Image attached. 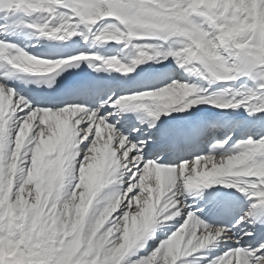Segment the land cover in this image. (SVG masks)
I'll return each instance as SVG.
<instances>
[{
    "label": "clouds",
    "instance_id": "1",
    "mask_svg": "<svg viewBox=\"0 0 264 264\" xmlns=\"http://www.w3.org/2000/svg\"><path fill=\"white\" fill-rule=\"evenodd\" d=\"M111 2L120 3L121 0ZM258 2L259 9L256 8L257 0H139L132 22L119 15L115 16L121 24L127 25V33L120 27L109 24L100 30L96 39L123 42L125 47L134 40L162 41L159 45H133L135 59L132 64L139 65L145 61L172 57L185 72L202 77L207 74L215 80H228L233 78L231 73L234 71V67L229 66L230 58L234 57L241 64L250 59L264 62V0ZM81 15H87V23L95 25L115 14L100 11ZM202 22H207L208 29L203 27ZM62 27L67 32L71 25ZM55 31L59 32V29ZM137 60L140 62L137 63ZM111 61L109 67L117 72L127 74L134 70L117 58H111ZM52 63L32 55H24L18 57L12 67L23 74L43 76L52 71ZM195 89V86L174 80L158 90L120 99L128 101L133 108H138L136 101H148L151 103L146 106L151 110L170 112L185 104L198 105L197 100L208 101V97L197 98L194 95ZM235 99V96L226 99L225 93L221 92L212 97V103L231 106ZM56 126L58 132L51 133L53 138L46 141L43 133L38 134L40 139L33 138L35 144L31 149V165L26 176L20 177L16 202L9 205L7 212L0 211V260L9 259L16 264H49L56 254L63 253L66 249L75 252L85 245L92 248L101 229L120 208L122 201L119 199V185L114 179L115 164L110 161L105 149L97 148L93 151L90 148L84 159L79 161L77 168L80 153L77 151L79 144L75 142L74 133L59 122ZM5 130L4 125L0 124V138ZM30 134L31 125L25 122L15 140V154L21 151ZM223 143L226 144L227 141ZM246 143L251 148L257 146L251 140ZM258 143L264 147V143ZM244 144L245 142H238L241 150L236 154H230L231 151H218L223 148V144H215L212 151L218 152L217 155L199 156L192 160L193 168L187 177L188 182L211 184L214 180L225 181L252 174V169L245 167L249 154L244 151ZM89 153L101 155L90 157ZM201 162L203 167H200ZM157 168L160 169L157 173V186L147 189L143 207L137 204L138 212L132 214L133 202L130 201L128 211L119 218L125 226L120 237L121 243L115 249L118 253L125 252L144 239L168 210L167 204L160 207V201L166 195V177L170 169L162 165H157ZM113 185L116 187L103 200L97 199L102 190ZM26 186H31L29 197L35 191V203L23 198ZM81 189L83 191L79 196V203L76 204L77 192ZM179 194H184L183 189ZM6 199L8 197L4 195V185L0 178V205ZM6 217L7 236L3 235L6 230ZM171 218L164 217L165 220ZM182 230L183 226L172 233L167 241L173 259L180 252V242L184 239ZM116 232H120V225L114 222L112 227L99 236V240L106 244L108 238ZM57 264L60 262L57 261Z\"/></svg>",
    "mask_w": 264,
    "mask_h": 264
},
{
    "label": "snow or ice",
    "instance_id": "2",
    "mask_svg": "<svg viewBox=\"0 0 264 264\" xmlns=\"http://www.w3.org/2000/svg\"><path fill=\"white\" fill-rule=\"evenodd\" d=\"M139 7V0H121L120 3L111 2V0H24L22 4L18 7L15 5L14 0H0V12H23L28 14H42L46 16V19L35 25H29L34 27L35 30L41 35L48 37L50 39L66 40L71 37H75L81 34V27L83 26L88 31H95V39L100 34V30L105 26L101 22L112 18L119 22L122 26V30L127 33L128 27L126 24H121L119 20L115 18L116 15L121 16L128 22L134 20L136 11ZM59 9H68L70 14L62 15ZM112 12L115 15L107 16L105 19L100 20L99 23L92 25L87 23V15H81L82 13H97V12ZM203 27L208 29L207 22H202ZM45 25H47L45 27ZM62 25H71L70 28L65 32V28ZM100 26L99 30H96V26ZM43 29V31H40ZM59 29V32L55 30ZM69 33H72L69 35ZM54 34V35H53ZM63 37V38H61ZM97 40V39H96ZM103 41V40H98ZM11 46L0 42V59H5L6 62L11 66L16 62L18 57L29 55L26 52L16 49L15 54H10L8 52ZM98 59L95 56L80 54L69 59H58L52 61V71L50 73H56L57 70L62 69L64 66L73 65L74 62L89 61ZM46 60V59H44ZM229 66L234 67V71L231 73L232 79L228 80H215V81H235L242 75L260 77L264 79V62L256 59H250L247 63H239L234 57L229 59ZM137 63L140 61L137 60ZM106 65L112 63L111 59L103 61ZM17 70V69H15ZM207 75V74H206ZM210 77V76H207ZM212 78V77H210ZM213 79V78H212ZM211 82V81H210ZM4 95L3 104V120L6 122V127L8 131V146L6 155L11 156V153L15 147V139L17 134L20 132L22 125L27 122L31 125V134L27 137V141H32L35 137L40 139L38 135L43 133V137L48 134L51 128L57 125L59 122L62 126L69 127L74 133V139L77 144H79L80 155L77 160V168H79V161L84 159V155L91 148L93 151L97 149L99 144L104 145L106 154L108 155L110 161L114 162L116 171L115 176L117 178L118 185L126 184L127 187H119V197L122 199V203L119 208V215H116L113 220H109L108 224L101 229L99 236L103 235L109 227H112L113 223H119V218L123 217L124 212L128 210L129 202H133V209H135V201L145 199L146 192L142 190L145 188H155L157 186V173L160 169L157 168L159 163L144 160V151L142 149L151 147L145 141L143 144L139 141H133L125 136L119 130H116L114 126H110L108 120L112 113L108 115H101L100 108L104 105L94 110H85L83 107H64L61 110H41L39 108L33 109L32 105L24 98L19 96L14 92V90L8 88L4 84H0ZM261 89H264V84H261ZM197 92V88L195 89ZM149 92V91H145ZM154 95H163V93H153ZM130 96V95H126ZM235 96V95H234ZM124 97V96H123ZM236 97V96H235ZM212 97H208V101L197 100L198 104L208 103ZM257 99L260 102L259 108L255 105H251L254 111H264V90L259 92H249L243 99L242 103H237V100L232 101L231 106H226L223 103H214L216 107L219 108H239L242 104L248 102L249 100ZM148 101H136L138 108H142L144 112L150 117L158 119L162 113L169 112L164 110L162 113L158 111H152L146 105ZM107 103V102H106ZM119 106L121 109L131 106L126 100L117 99L112 107ZM191 104H185L179 107L178 110L183 112L188 108H191ZM143 122V121H142ZM15 124V135L11 134L10 125ZM149 127L154 128V122H149ZM139 131V129H136ZM251 140L255 148L247 145V141ZM25 141L26 148L25 151H29L28 161L22 164L23 172L21 175L27 174V170L31 165V148L34 147L33 144H29ZM244 151L248 152V160L245 165L246 168L252 169V174L244 175L239 178H234L230 180H225L227 187L237 188L242 193L248 197H255L259 201V205L253 202L248 210L240 219L237 221V225L245 223L249 217H255L257 215L258 208H264V147L259 146V143H264L262 138L259 140H254L249 138L245 141ZM83 145V147H81ZM235 151H231L230 154H236L241 149L237 145ZM82 157V159H80ZM211 157L209 156V161ZM185 162H187L185 164ZM179 165L172 167L168 166L170 171L166 177V183L168 185L166 190V195L160 201V207L163 208L164 205H168V210L164 212V216L160 217V222L157 225L163 226L164 223L172 221L177 217L183 219L182 235L184 239L180 242V252L175 255L173 259V254L169 252L168 238L162 241L154 250L151 251L146 257H137L135 260L128 259L130 254L137 245L142 246V241H144L149 234L157 226H153L151 231L140 240L138 243L134 244L130 249L125 252L118 253L115 251L118 244H120L121 232H116L115 235L108 238V242L104 245L102 249L94 250L88 248L87 245L81 248L78 252L75 251V255H72L73 251L65 250L63 253L56 254L49 264H77V261H81L84 257L87 258V264H177L181 261L182 257H189L194 253H199L205 250L209 246L218 244L221 241L232 240V234L229 229L224 227H213L205 224L200 219L197 218L196 214L189 209V206L182 200L181 197L185 195L187 190L193 188L207 187L211 184H217L221 181L214 180L211 184L209 183H192L188 182L187 177L193 168L192 161H185ZM185 164L184 167H181ZM200 167H203V162H201ZM20 184H17L19 188ZM74 186V185H73ZM183 189V195H180V190ZM101 193V192H100ZM99 193V194H100ZM15 198V190L13 194ZM175 206H172V205ZM117 213V212H115ZM175 214V215H174ZM164 217H172L171 219L165 220ZM187 221V224H185ZM7 223L4 221L5 232L3 235L7 236ZM181 226L178 229H181ZM177 231V230H176ZM175 231V232H176ZM245 235L251 236L252 232H246ZM239 243L238 241H234ZM247 253V259L245 255ZM258 257V258H257ZM238 259L242 264H264V244H261L259 248L253 249L249 252L241 247H236L230 249L223 256L216 258L209 262V264H237ZM0 264H16L15 261L9 259L0 260ZM183 264V262H181Z\"/></svg>",
    "mask_w": 264,
    "mask_h": 264
},
{
    "label": "bare ground",
    "instance_id": "3",
    "mask_svg": "<svg viewBox=\"0 0 264 264\" xmlns=\"http://www.w3.org/2000/svg\"><path fill=\"white\" fill-rule=\"evenodd\" d=\"M14 2H15V5L18 7L20 4L24 2V0H14ZM59 12L62 15L70 14L68 9H59ZM4 19L5 21H3ZM45 19H46V16L42 14L25 15L24 13H21V12H15V13L7 12L6 14L0 17V39H2L0 41L4 40L5 44L11 46L8 50L10 54H15V50L20 49L26 52V54L32 55L36 58L46 59L49 61H55L58 59H69L70 57H73L76 55L85 54V55L95 56L99 60H102V61H105L111 58H117L122 63H126L129 67H132L134 69L131 72L132 75L142 74L145 71H147V73L159 72V75L156 77V80L153 85L144 86L140 89L130 91L129 93H126L125 91L120 90L114 96L113 95L109 96L108 94H110V92H107L106 95L100 99L99 104H98V107H100V105H104V107L100 108L101 115H103V113H105L106 111L108 113L105 115L112 113V115L110 116L108 120V123L110 124V126H114L116 130H119L121 133H123L125 136H128L129 139L133 141L139 140L142 144L145 141H147V144L151 145V147L145 146V148L142 149V151H144V157H143L144 160L159 163L162 166L175 167L182 162L192 161L193 159L199 156H206L210 154L217 155L218 152L214 153L212 151L213 146L217 143L223 144V148L218 151H235V150H238L237 149L238 142L245 141L249 138H252L254 140H259L261 138H264V111H254L252 107H250L251 105L246 104V103L242 104L239 108H236V109L219 108V107H216L214 103H212L211 99L209 100L208 103L193 105L191 108H188L183 112L172 110L167 113H162L158 119L148 116V114L144 112L142 108H138L139 123L135 126H132L131 128L130 125L133 122V119L127 120L126 116L119 117L118 116L119 106L112 107V104L115 103V100L123 96L138 94V93L145 92V91H155L161 87L166 86L167 84H170L174 80L181 82V83H187L189 85L195 86L198 89L200 88L201 89L200 92L194 93V95L197 98L215 97L219 93L224 92L225 98L230 99L231 97L228 93L229 90L228 91L226 90L225 85L224 86L209 85V82L204 81L203 78H201L199 74H191V73L185 72L183 69H180L178 67L175 59L172 57H169L166 60L160 59V60L149 61V67L146 70H143L138 65L132 64V60L135 59V49L133 45L141 44V43H153V44L159 45V44H162V42L160 41L153 42L151 40H146V41H135L134 40V41H131L127 47H125V43L123 42L117 43L115 41H107V42L98 41L95 39V31L90 32L87 29H85L83 26L81 27V34L75 37H71L66 40L50 39L48 37L41 36L35 30L34 27L25 28L22 22V21H26L29 25H35L37 23L43 22ZM14 20H20V22L17 23L12 28L5 27L6 24L11 23ZM101 23L104 25L113 24L122 29V26L119 25V22L113 20L112 18H109L108 20L103 21ZM99 27H100L99 25L96 26L97 31L99 30ZM47 43H50V45H53L54 47H62L65 50L71 49L72 52L69 55L62 54V55H58L56 57L51 58L49 57L48 54L44 53ZM38 50H40V53H37ZM6 59H7V56L5 57V59H0V70H1L0 84H4L7 86L6 78L9 75L17 74L18 70L12 69L11 66L7 64ZM115 72L117 76L124 75V73L122 72H117V71ZM27 75H30V74H27ZM14 92L18 94L19 96L24 97L32 105L33 109L39 108L41 110H45V109L53 110L52 108L47 107V106L36 105L33 102V100L30 99L28 96H25L24 94L20 92H16L15 90ZM82 94L83 93H80V96H76L74 100L68 105H66L65 107L79 106V107L85 108V110H89V109L94 110L95 107H92L86 104V101L88 99L82 97L81 96ZM2 99H4V95H3L2 90H0V123L4 124L5 129H6L5 132L7 134L6 136L3 134L2 142L5 143L6 146H8V131L6 127V122L2 121V117H3ZM92 103L95 104V102H92ZM147 103H151V102H147ZM253 103H256V102L254 101ZM258 103L256 104L258 105ZM255 107L259 108V106H255ZM61 109L62 108H59L58 110H61ZM154 110L155 109H152V111ZM53 111H56V110H53ZM221 120H224V123L219 125L220 129H219V133L217 134V135H222L221 137H216L212 139L209 136L204 135L202 139L199 141L198 145L192 148H188V149H182V148L177 147L175 149L165 150L162 148H156L157 143L160 140H163V134L165 132H169L170 130H179L188 121L199 122L200 125L203 126V125H210V124L213 125L214 123L219 122ZM150 121L154 122L155 124L154 128L149 127ZM230 124L233 125V129L230 130L228 134L226 132L222 133L221 129L223 128V126H228ZM136 129H139V131H136ZM10 130H11L12 136L14 137V134H15V124L14 123L10 125ZM50 130L52 131V128ZM126 130H128V132H126ZM208 135H210V133H208ZM47 137L48 135L44 136L43 139L46 140ZM25 141L23 145L25 144ZM224 141H227V143L224 144L223 143ZM27 142L29 144L34 143L32 141H27ZM25 148H26V144H25ZM13 151L15 152V149H13ZM23 153L25 152L23 151ZM28 157L29 155L26 156L25 160L23 159L22 164L28 161ZM12 160H11L12 161L11 167H13L14 162L18 160V154L14 153ZM21 162H19L18 164L19 166ZM9 172L13 173L14 170H11ZM13 176H14V173H13ZM13 176L11 174L7 181V186H8L7 189L9 192L7 194L8 199L6 200L8 204L6 205V207L4 206L5 204L3 205L4 206L3 208H5L3 212H7L9 204H15L16 199H17V194H18V192H16L17 190L15 191L16 192L15 198H13V193H14V189L16 185L15 184L16 180L14 179L16 176L14 178ZM216 185H218L219 187H222L225 190L234 191L235 193L242 195L243 199L249 200V201L244 207V209H242L241 212L237 214L238 217H236L235 219H233L235 216L232 214L231 216L227 218H220L219 216L218 218L215 219V221H212L211 215L213 213V208H210L209 206V204L211 203L210 193L205 189V187L193 188V189L187 190L185 192V195L181 197L182 200L189 206V209L193 211L196 214L197 218L200 219L202 222H204L207 225L213 226V227H224L231 231V234L233 237L232 240H228L226 242L221 241L218 244L213 245L212 249H208V250L206 249L205 255L203 256V258L204 260L207 259V261L209 262L212 261L213 258L214 259L219 258V256H221L223 252L227 253L230 249H234L236 247H241L251 252L253 249L259 248L261 244H264V236L256 234L254 227L251 225L248 219L245 221V223L237 225V221L240 219L241 216H243L246 212H248L251 204L255 202L259 205V201L255 197L246 196L244 193H242L237 188L227 187V184L224 181H221L220 183H217ZM121 186L124 188L127 185L121 184ZM29 187L30 186H26L27 191L23 193V198L28 200L30 203H35V199H34L35 191L33 190L32 196L29 197L28 196V191L30 189ZM256 218L259 220V222H264V208L257 209ZM217 219H221V222L216 223ZM5 220H7V217L5 218ZM182 222H183V219L180 217H177L172 221H168L169 224L166 225L165 230L160 231L158 233L156 232L154 234V237L151 239V241L158 240L164 234L166 235L172 234L173 231L176 229V227L182 224ZM246 232H252L253 235L251 236L245 235ZM234 241H238L239 243L237 244ZM78 251L79 250H76V252ZM246 256H247V253L245 255V258H247ZM200 259H198L199 262H200ZM82 262H83V259L81 261H77V264H80ZM209 262H207V264H209Z\"/></svg>",
    "mask_w": 264,
    "mask_h": 264
},
{
    "label": "rangeland",
    "instance_id": "4",
    "mask_svg": "<svg viewBox=\"0 0 264 264\" xmlns=\"http://www.w3.org/2000/svg\"><path fill=\"white\" fill-rule=\"evenodd\" d=\"M256 8L257 9H259V2H258V0H257V3H256ZM151 41H153V42H158V41H156V40H151ZM160 42H162V41H160ZM163 43V42H162ZM230 62V61H229ZM200 77L201 78H203V80L204 81H206V82H209V85H213V86H226V90L228 91V93H229V95H230V97H232V96H236V100L237 101H239V100H241V99H243V97L244 96H246L249 92H257V94L259 95V92L260 91H262V90H264V89H261L260 88V86H261V84H264V79H262V78H260V77H253V76H247V75H242V76H240L237 80H235V81H215L214 79H212V78H210V77H207V75L205 74V76H201L200 75ZM249 80V81H248ZM211 81V82H210ZM248 81V82H247ZM222 82V83H221ZM212 83H214V84H212ZM226 83V84H225ZM220 84V85H219ZM232 84V85H231ZM227 86H228V88H227ZM232 88V89H231ZM235 89V90H234ZM200 88L198 89L197 88V92L196 93H198V92H200ZM232 90V91H231ZM235 93V94H234ZM238 93V94H237ZM241 93V94H240ZM238 97H240V98H238ZM252 101V102H251ZM256 102V103H258L259 102V100H257V99H252V100H249V102H246V104H249V105H255V106H260V102L258 103V105L256 104V103H253V102ZM258 101V102H257ZM251 103V104H250ZM4 104V99H2V105ZM245 104V103H244ZM98 107V106H97ZM97 107H95V109L97 108ZM108 112L106 111L105 113H103V115H105V114H107ZM3 120V119H2ZM1 124V123H0ZM3 124V123H2ZM4 125V124H3ZM5 127V126H4ZM50 132V133H49ZM48 133L49 134H47L48 135V137L46 138V141L47 140H49L50 138H53L52 136H51V133H54V132H58V128H57V126H55V127H53L52 128V131L50 130ZM126 132H128V130H126ZM131 132V131H130ZM5 136L7 135L6 134V132H4L3 133ZM15 135V134H14ZM128 135V134H127ZM25 140H27V138L25 139ZM1 142H2V138L0 139V178H2V182H3V185H4V192H6V193H4V195H6L7 197H8V189H7V181H8V179H9V176L12 174V176H13V173H14V176H13V178L16 180V185H15V191L16 192H18V189L19 188H17L16 189V186H17V184L19 183L20 184V181H19V179H20V172H21V169H22V167H20V166H22V163H23V159L25 160L26 159V156H28L29 155V151L27 152V151H25L24 149H25V144L24 145H22V147H21V151L18 153V160H19V162H21V164H20V166L18 165L19 164V162H18V160H16L15 162H14V164L13 165H15L16 167L14 168V167H11V164H12V157H13V154L15 153L14 151H12V153H11V156H8V155H6V153H7V146H6V144L5 143H3L2 142V144H3V146H2V144H1ZM32 142H34V141H32ZM5 144V145H4ZM33 145L35 144V142L34 143H32ZM16 146V145H15ZM81 147H83V145H81ZM16 148V147H15ZM14 148V149H15ZM23 148V149H22ZM34 147H32L31 149H33ZM97 148H99V149H104V145L103 144H99L98 146H97ZM23 151L27 154H25V153H23ZM31 151V150H30ZM23 153V154H22ZM25 154V155H24ZM23 155V156H22ZM33 155V151H31V156ZM93 155H96V156H100L101 155V153H89V156L91 157V156H93ZM22 158H21V157ZM25 156V157H24ZM31 159H32V157H31ZM80 159H82V157H80ZM12 160V161H11ZM146 161H148V160H146ZM19 168V169H18ZM11 170H14V172L13 173H11V172H9V171H11ZM115 171H118V169H115ZM18 178V179H17ZM114 179L117 181V178L116 177H114ZM13 180V179H12ZM6 183V184H5ZM31 187V186H30ZM29 187V188H30ZM114 187H116L115 185H113V186H109L108 188H105L104 190H102L101 191V193L98 195V197H97V199L98 200H103L104 198H105V196L108 194V193H110L111 191H112V188H114ZM119 187L120 188H123L121 185H119ZM125 187H127V186H125ZM147 189L148 188H145V189H143L142 191L144 192H146L147 191ZM25 191H27V189H26V187H25ZM83 191V189H81V190H79L78 192H77V198H76V201H75V203L76 204H78L79 203V196H80V194H81V192ZM15 192V193H16ZM14 194V193H13ZM119 199L122 201V199L119 197ZM143 203H144V199L143 200H137V201H135V209H133V207H132V210H131V213L132 214H136L137 212H138V208H137V204H139L141 207H143ZM5 204V205H4ZM8 203H7V200H5L4 201V203L2 204V205H0L1 207H0V211H4V209L5 208H3L4 206L6 207V205H7ZM4 205V206H3ZM10 205V204H9ZM1 208H2V210H1ZM128 211V210H127ZM116 215H119V210L117 211V213H114L113 214V216L111 217V220H113L114 218H115V216ZM183 223V222H182ZM119 225H120V232L122 233L123 232V229H124V222L122 221V220H119V223H118ZM167 224H169L168 222H166V223H164V225L163 226H161V225H157L155 228H154V230L149 234V236L144 240V241H142L141 243H142V246L141 245H137V247L133 250V253L132 254H130V256L128 257V258H126V260H128V259H131V260H135L137 257H146L147 255H149L150 253H151V251L152 250H154L162 241H164V240H166L171 234H168V235H166V234H164L162 237H160L158 240H154V241H151V239L154 237V234L157 232H160V231H164L165 230V228H166V225ZM128 225L130 226L131 225V220L129 219V221H128ZM165 226V227H164ZM181 226V224L180 225H178L177 227H176V229L173 231V233L176 231V230H178V228ZM163 228V229H162ZM113 231H115V229L113 230ZM120 243H121V241H120ZM104 245H105V242L104 241H101V240H99V238H98V236H97V238L94 240V247H93V249L94 250H96V249H102L103 247H104ZM119 246V244L117 245V247ZM213 247L211 246H209L208 248H206L207 250L208 249H212ZM206 249L205 250H202L201 252H199V253H194V254H192L191 256H189V257H182L181 258V261H178L177 262V264H181V262H183V264H207V262H209V261H207V259H205L204 260V258H203V256L205 255V251H206ZM16 251H18V250H16ZM226 252H223L222 253V255L221 256H223L224 254H225ZM72 255H75L74 254V252L72 253ZM199 256V257H198ZM201 256V257H200ZM221 256H219V257H221ZM247 257V256H246ZM9 258H11V257H9ZM201 258V259H200ZM198 259H200V262H199V260ZM214 259V258H213ZM212 259V260H213ZM245 259H247V258H245ZM190 261V262H189ZM198 261V262H197ZM204 261V262H203ZM206 261V262H205ZM203 262V263H202ZM238 263L237 264H242V262L238 259V261H237ZM80 264H87V258L86 257H84L83 258V262L82 263H80ZM249 264H251V262L249 261Z\"/></svg>",
    "mask_w": 264,
    "mask_h": 264
},
{
    "label": "water",
    "instance_id": "5",
    "mask_svg": "<svg viewBox=\"0 0 264 264\" xmlns=\"http://www.w3.org/2000/svg\"><path fill=\"white\" fill-rule=\"evenodd\" d=\"M140 66H141L142 68H147V66H148V61H145V62L141 63Z\"/></svg>",
    "mask_w": 264,
    "mask_h": 264
}]
</instances>
